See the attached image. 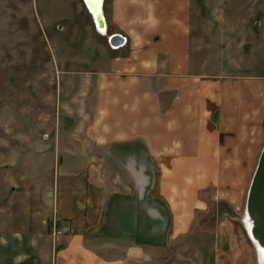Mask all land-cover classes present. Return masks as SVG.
Masks as SVG:
<instances>
[{
    "label": "crops",
    "instance_id": "obj_1",
    "mask_svg": "<svg viewBox=\"0 0 264 264\" xmlns=\"http://www.w3.org/2000/svg\"><path fill=\"white\" fill-rule=\"evenodd\" d=\"M88 9L78 50L89 80L80 112L62 116L72 125L60 124L52 193L36 216L46 221L0 231V264H184L175 243L196 231V214L209 201L237 210L255 162L239 154L257 151L264 104L255 116V84L232 76L228 52L206 54L192 0H102L106 37ZM115 34L126 44L113 50ZM217 228L210 264H256L246 229L236 240L233 227Z\"/></svg>",
    "mask_w": 264,
    "mask_h": 264
},
{
    "label": "rangeland",
    "instance_id": "obj_2",
    "mask_svg": "<svg viewBox=\"0 0 264 264\" xmlns=\"http://www.w3.org/2000/svg\"><path fill=\"white\" fill-rule=\"evenodd\" d=\"M192 2L204 19L206 54L228 52L238 70L232 76L251 77L258 116L264 104V0ZM90 20L82 0H0V231L46 221L36 216L46 211L42 201L52 193L55 145L64 135L60 124L68 129L72 125L62 116L65 111L80 112L79 97H85L82 86L89 80L81 74L88 68V56L78 46L89 38ZM260 115L261 124L259 118L254 122L259 143H252L257 151L239 154L242 164L252 154L255 162L247 170L237 210L209 201L207 211L196 214V231L175 243L174 255L180 263L213 262L219 226L233 227L236 240L242 238L246 195L264 143V112ZM211 191L203 192L207 199ZM223 191L233 193L234 187L225 185ZM254 260L258 264L255 255Z\"/></svg>",
    "mask_w": 264,
    "mask_h": 264
},
{
    "label": "water",
    "instance_id": "obj_3",
    "mask_svg": "<svg viewBox=\"0 0 264 264\" xmlns=\"http://www.w3.org/2000/svg\"><path fill=\"white\" fill-rule=\"evenodd\" d=\"M83 3L88 9L87 0H83ZM89 12L91 13L90 10ZM97 20H99V23H97V21L94 19L96 27H102V25H100L102 19L97 17ZM116 40L117 36H113L111 38L112 43ZM244 213L248 214L252 223L250 232H247L249 239L252 242H256L258 246L264 248V143L249 183Z\"/></svg>",
    "mask_w": 264,
    "mask_h": 264
},
{
    "label": "bare ground",
    "instance_id": "obj_4",
    "mask_svg": "<svg viewBox=\"0 0 264 264\" xmlns=\"http://www.w3.org/2000/svg\"><path fill=\"white\" fill-rule=\"evenodd\" d=\"M87 4H88V8L90 9V11L93 14V16L95 15L96 19H97V17H99V19H101V15L102 14H101L100 10H101V6H102L101 5L102 4V0H99L98 6L96 4V0H87ZM97 22H98V20H97ZM101 25H103V22H101ZM243 220H244V222L243 221L242 222H243V224L245 226V229L247 230L246 231V234H247V232H250V228H251L252 223H251V221L249 219L248 214H245L244 212H243ZM247 236H249V235L247 234ZM251 237H252V235H251ZM252 243H254L255 246H256L255 247L256 250H257L256 255H258L257 257L259 259V264H264V248L258 246L257 243L254 242V241Z\"/></svg>",
    "mask_w": 264,
    "mask_h": 264
},
{
    "label": "built area",
    "instance_id": "obj_5",
    "mask_svg": "<svg viewBox=\"0 0 264 264\" xmlns=\"http://www.w3.org/2000/svg\"><path fill=\"white\" fill-rule=\"evenodd\" d=\"M101 19H102V21H103V25H102V27H96V25H95V30H96V32L98 33V34H100L101 36H104V37H106V26H105V21H104V18H103V15L101 16ZM113 36H117V40L116 41H114L113 43L111 42V38L113 37ZM107 42H108V44H109V46H110V48L111 49H113V50H116V49H119V48H121V47H123V46H125V44H126V39L124 38V37H122V36H120V35H111V36H107ZM52 222H53V226H54V229H55V227H56V224H57V220L54 218L53 220H52ZM68 229L66 228V231H67Z\"/></svg>",
    "mask_w": 264,
    "mask_h": 264
},
{
    "label": "snow or ice",
    "instance_id": "obj_6",
    "mask_svg": "<svg viewBox=\"0 0 264 264\" xmlns=\"http://www.w3.org/2000/svg\"><path fill=\"white\" fill-rule=\"evenodd\" d=\"M98 3H99V0H96V4H97V6H98Z\"/></svg>",
    "mask_w": 264,
    "mask_h": 264
}]
</instances>
